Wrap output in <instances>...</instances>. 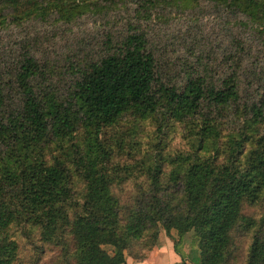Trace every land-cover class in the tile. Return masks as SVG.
<instances>
[{
	"label": "trees",
	"instance_id": "trees-1",
	"mask_svg": "<svg viewBox=\"0 0 264 264\" xmlns=\"http://www.w3.org/2000/svg\"><path fill=\"white\" fill-rule=\"evenodd\" d=\"M3 1L15 16L31 11ZM143 1L141 13L158 0ZM221 1L264 19V0ZM127 26L66 66L27 47L0 61V264H122L172 228L193 230L195 264H227L237 229L250 234L245 264H264V211L244 212L264 202L260 56L234 39L241 50L178 58L158 47L150 24ZM126 112L154 116L159 134L170 120L195 128L167 176L159 153L149 158L131 201L111 188L99 139Z\"/></svg>",
	"mask_w": 264,
	"mask_h": 264
},
{
	"label": "rangeland",
	"instance_id": "rangeland-1",
	"mask_svg": "<svg viewBox=\"0 0 264 264\" xmlns=\"http://www.w3.org/2000/svg\"><path fill=\"white\" fill-rule=\"evenodd\" d=\"M19 3L22 9L31 11L15 16L17 9L0 0L1 62L27 47L38 55H51L57 67L66 66L69 55H76V59L99 52L98 43L107 32L118 33L128 27V22H140L143 26L151 25L148 32L159 48L178 58L189 54L190 48L217 54L238 47L241 50L235 45L234 39H238L245 53L257 54L264 63V19L247 14L242 6L221 0H158L148 12L142 13L143 0H20ZM24 42L28 46L22 47ZM78 134L83 142L84 132ZM194 135L195 128L183 122L166 121L163 133L159 134L154 116L126 112L116 118L99 136L111 188L123 201L138 198L139 185L144 187L146 179L143 171L153 155L159 153L162 157L167 176L176 155L191 150ZM263 211V201L244 206V212L253 217ZM186 234L194 236L193 230ZM249 235L236 230L235 246L227 264L246 263ZM105 247L111 249L110 245ZM50 255L54 252L47 247L45 262Z\"/></svg>",
	"mask_w": 264,
	"mask_h": 264
},
{
	"label": "crops",
	"instance_id": "crops-1",
	"mask_svg": "<svg viewBox=\"0 0 264 264\" xmlns=\"http://www.w3.org/2000/svg\"><path fill=\"white\" fill-rule=\"evenodd\" d=\"M192 242L191 234L180 237L176 229L166 232L161 229L156 244L144 257L126 254L122 264H195L193 255L198 250Z\"/></svg>",
	"mask_w": 264,
	"mask_h": 264
}]
</instances>
